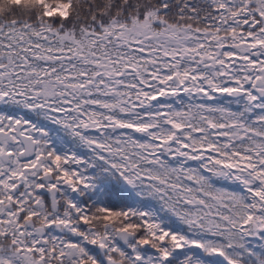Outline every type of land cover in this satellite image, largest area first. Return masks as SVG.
<instances>
[{"label":"snow or ice","instance_id":"obj_1","mask_svg":"<svg viewBox=\"0 0 264 264\" xmlns=\"http://www.w3.org/2000/svg\"><path fill=\"white\" fill-rule=\"evenodd\" d=\"M0 264H264V0H0Z\"/></svg>","mask_w":264,"mask_h":264}]
</instances>
